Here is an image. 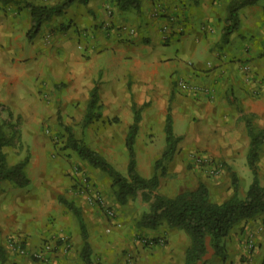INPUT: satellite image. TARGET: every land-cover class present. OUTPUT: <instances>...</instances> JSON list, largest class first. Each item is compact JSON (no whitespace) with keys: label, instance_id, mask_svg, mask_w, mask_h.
I'll use <instances>...</instances> for the list:
<instances>
[{"label":"rangeland","instance_id":"rangeland-1","mask_svg":"<svg viewBox=\"0 0 264 264\" xmlns=\"http://www.w3.org/2000/svg\"><path fill=\"white\" fill-rule=\"evenodd\" d=\"M101 28L107 35L116 30L114 27L105 28L102 24ZM51 31L52 29L49 31L50 35ZM62 34L64 35V32ZM49 42L46 52L36 58L34 80L29 81L28 85L25 81L20 83L22 96L18 97L12 92V97L6 99L2 95L6 92L0 89V122L10 140V144L3 148L7 161L9 165H13L27 159L25 173L30 183L22 187L13 181H7L16 189L30 191L47 182V189L55 196L56 207L53 210L54 215L50 216L51 223L46 225L48 235L40 239L42 246L32 249L24 237L23 239L21 236L16 238L14 235H8L5 245L1 243L6 259L0 264H18L15 261L17 257L24 260L22 264H27L28 260L36 264H85L82 258L85 241L89 244L92 242L90 246L94 264H134V261L137 263L139 260H136V255L132 253V249H137L134 248L136 243L143 249L167 245L165 235L150 236L146 231H155L162 224L153 229L140 226L141 217L149 210L150 205L143 200L142 193L124 204L120 203L115 196L112 179L74 151L68 139L69 133H73L77 139L97 150L123 174H127L129 153L126 137L134 121V112H107L110 108L107 104L103 106L105 111H101V115L86 125L89 93L87 95L84 91L76 95L75 89L64 83V50L56 42ZM246 47L249 61L245 62V59L229 50L233 53L228 59L229 65H226V69L216 63L201 71L208 77H213V85L199 84L184 76L177 79L175 85L179 96L174 95L172 106L169 108L173 109L175 103L183 105L182 103L192 95H196V98L203 94L211 99L218 90L222 94L212 106H202L199 109L192 107V110L188 109L184 113L185 119L173 123L174 134L178 140L177 147L157 168L160 176L158 193L174 197L184 191L194 190L200 183H204L209 189L211 200L223 202L234 194L232 176L235 173L239 180L238 193L241 197L246 196L253 180V172L247 158L242 159L245 154L248 156L251 142L244 116L252 118L257 130L264 129V45L256 51H252V45ZM14 66L2 65L0 70L7 72ZM94 66L90 67V75H96L98 72V66ZM5 74L7 76L10 73ZM90 75L88 76L91 77ZM241 76H244L242 81L239 79ZM246 92L254 97V100H258L254 111H249L248 107L242 105L239 96ZM159 100L161 97L154 98L155 102ZM144 107H141L144 111L140 113L135 152L139 173L149 178L155 173L157 162L162 159L166 149V130L165 125L157 120V117L162 118L164 114L146 111V108L150 107L148 105ZM257 164L258 177L264 185V143L259 147ZM65 182H68L71 191L79 196L77 203L84 200L95 210V214L90 215L81 210L86 225V240L82 236L76 214L60 202L61 196L66 198ZM244 184L248 185L247 189ZM91 216L99 220L95 219L94 222L89 219ZM252 220L236 226L229 234L227 242L225 239L226 246L230 247V250L227 248L229 257L226 264H234V259L230 256L231 250L242 247L252 250L255 247L252 236L247 231V225ZM64 221H68L69 225ZM66 229L75 234V237L69 236ZM100 229L104 236H110L116 244L107 248L105 244L99 246L94 234L98 235ZM128 240L132 241L130 246L126 242L123 243ZM19 245L25 250L24 253L16 251ZM45 245L51 247L48 262L34 255L36 250L43 249ZM107 249L115 259L106 256ZM152 252L154 257L159 254V251Z\"/></svg>","mask_w":264,"mask_h":264},{"label":"crops","instance_id":"crops-1","mask_svg":"<svg viewBox=\"0 0 264 264\" xmlns=\"http://www.w3.org/2000/svg\"><path fill=\"white\" fill-rule=\"evenodd\" d=\"M60 1L0 0V66H16L7 72L0 70V89L6 92L2 94L6 99L12 97V92L22 96L20 83L25 81L28 85L34 80L36 58L46 52L50 40L49 43L56 42L64 50V83L73 87L76 95L86 91L90 96L97 82L102 112L107 104L110 105L107 112L125 114L134 112V105L140 113L144 111L141 107L148 105L150 107L146 111L164 114L157 120L166 125L169 107L174 95H178L175 84L180 76L199 84L213 85V77L201 72L203 69L216 63L226 69L233 52L245 62L249 61L246 45H252V51L264 45V2L261 0L239 10V27L227 43L222 41V33L230 0H200L198 4L193 0H140L139 8L128 10H120L115 0L75 2L61 15L46 20L39 33L30 39L32 15L25 4L53 6ZM101 24L116 30L107 35ZM124 27H133L136 33L130 34ZM94 65L98 66V72L90 75V67ZM4 72L10 74L6 76ZM243 77L239 78L240 81ZM221 94L218 90L211 99L203 94L196 98L192 95L183 105L175 103L171 108L173 123L185 119L184 113L192 107L212 106ZM160 97L161 100L154 101ZM239 97L243 106L254 111L258 100L247 92ZM242 157L247 158L246 154ZM9 182L4 180L0 184V241L5 245L8 235L21 236L28 240L32 249H38L43 244L40 239L48 235L46 225L51 223L50 216L54 215L55 196L47 189V182L32 191L16 189ZM68 182L64 183L66 199L75 202L87 215L95 214L84 200L77 203L76 199L80 198L71 191ZM245 187L247 189L248 185L244 184ZM89 219L99 220L94 216ZM64 223L69 225L68 221ZM146 231L150 236L165 235L167 245L143 249L136 243L134 248L137 249H132V253L139 261H134V264H186L185 256L191 239L185 231L165 223L155 231ZM247 231L255 247L252 250L246 247L231 250L234 264H264V213L248 223ZM66 233L75 237L68 229ZM94 237L99 246L105 244L107 248L116 244L110 236H104L101 229ZM125 242L129 246L132 244L131 240ZM227 248L230 250L229 246ZM152 251H159V254L154 257ZM107 252V257L115 259L109 249ZM228 257L227 254L226 259ZM226 259L210 250L203 261L196 264H226ZM15 261L18 264L24 262L19 257ZM27 264L36 263L28 260Z\"/></svg>","mask_w":264,"mask_h":264},{"label":"trees","instance_id":"trees-1","mask_svg":"<svg viewBox=\"0 0 264 264\" xmlns=\"http://www.w3.org/2000/svg\"><path fill=\"white\" fill-rule=\"evenodd\" d=\"M87 2L88 0H63L53 6L38 5L27 2L25 7L32 15V28L28 37L36 36L43 23L54 15H61L75 2ZM120 10L139 8L140 0H115ZM200 0H193L198 4ZM260 0H230L227 6L226 24L222 33V41L229 42L231 34L239 27V10L242 7L256 4ZM101 115V104L99 97L98 83L90 92L88 111L85 117V124L94 121V118ZM245 125L248 135L251 138L250 149L247 161L253 172V180L247 190L246 196L241 197L238 193L239 180L237 174H233L232 182L234 194L223 202H215L210 198V192L206 184L200 183L194 190L184 191L177 196L168 197L157 192L160 183V176L157 168L162 160L171 155L177 147V138L173 130V118L171 108L166 117V149L162 159L157 162L155 173L147 178L142 176L137 169L135 152V141L139 129L140 110L134 105V121L131 124L126 137V148L129 153L127 174H123L108 159L102 156L97 150L92 149L83 141L77 139L73 133H69V143L83 159L87 160L93 167L99 168L111 179L115 188L117 200L124 204L130 198L137 196L140 192L143 200L148 202L149 210L145 211L140 220V226L156 228L166 223L185 231L191 243L187 249L186 264H196L203 261L208 251L212 250L216 256L226 259L227 246L225 239L231 231L244 221L255 219L264 213V185L258 177L259 147L264 143V129H256L252 118L245 115ZM10 144L0 122V184L3 180H10L19 186H26L30 183L25 173L27 159L13 165H9L3 148ZM60 202L73 211L80 221L82 236L87 239L86 225L82 212L74 202L60 197ZM82 258L85 264H93L91 246L85 241L82 249ZM6 253L0 241V262H4Z\"/></svg>","mask_w":264,"mask_h":264},{"label":"built area","instance_id":"built-area-1","mask_svg":"<svg viewBox=\"0 0 264 264\" xmlns=\"http://www.w3.org/2000/svg\"><path fill=\"white\" fill-rule=\"evenodd\" d=\"M109 13H110V10H109ZM104 27L108 28V29L109 28L111 29V27H109L108 25H104ZM124 30H127L130 34H135L136 33V30L133 27L132 28H128V29L125 28ZM16 251L19 252V253H24L25 252V250L20 245L17 247ZM50 251H51V247L49 245H45L43 249L36 250L34 252V255L37 258H39L40 260L48 262L49 261Z\"/></svg>","mask_w":264,"mask_h":264}]
</instances>
